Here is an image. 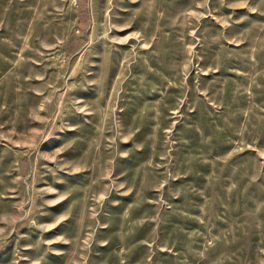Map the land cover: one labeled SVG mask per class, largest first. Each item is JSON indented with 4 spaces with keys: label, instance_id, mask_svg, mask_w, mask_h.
<instances>
[{
    "label": "rangeland",
    "instance_id": "rangeland-1",
    "mask_svg": "<svg viewBox=\"0 0 264 264\" xmlns=\"http://www.w3.org/2000/svg\"><path fill=\"white\" fill-rule=\"evenodd\" d=\"M0 264H264V0H0Z\"/></svg>",
    "mask_w": 264,
    "mask_h": 264
},
{
    "label": "bare ground",
    "instance_id": "bare-ground-1",
    "mask_svg": "<svg viewBox=\"0 0 264 264\" xmlns=\"http://www.w3.org/2000/svg\"><path fill=\"white\" fill-rule=\"evenodd\" d=\"M52 207H54V205Z\"/></svg>",
    "mask_w": 264,
    "mask_h": 264
}]
</instances>
